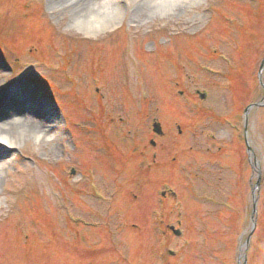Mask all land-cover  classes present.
<instances>
[{
	"label": "rangeland",
	"instance_id": "obj_1",
	"mask_svg": "<svg viewBox=\"0 0 264 264\" xmlns=\"http://www.w3.org/2000/svg\"><path fill=\"white\" fill-rule=\"evenodd\" d=\"M49 2L0 0V93L20 102L0 119L15 139L0 149V264H264V107L247 121L254 220L242 117L264 95V0L135 17L123 0L91 37Z\"/></svg>",
	"mask_w": 264,
	"mask_h": 264
},
{
	"label": "bare ground",
	"instance_id": "obj_2",
	"mask_svg": "<svg viewBox=\"0 0 264 264\" xmlns=\"http://www.w3.org/2000/svg\"><path fill=\"white\" fill-rule=\"evenodd\" d=\"M66 1L70 3L69 8L72 9L70 12V17H72L74 23L78 25L77 30L80 31V33H82L86 37H91L92 35L97 34L109 25L112 26L113 22L115 21H122V18L124 16L123 14L127 12L123 8L124 5L122 6L121 1L123 0H50L49 4L60 6L59 3H63V5H65L67 3ZM192 1L193 0H134L132 9L129 12L133 15V17H135L144 13V10H151L152 6L157 8H163L166 6L176 8L180 5H186L188 3H191ZM66 8L69 9L68 7ZM112 8L113 11L109 12L110 10H112ZM114 10L117 11L115 14L116 16H110L112 13H115ZM12 91H14V89H12ZM11 98L12 97L10 96L4 97L3 94L0 93V100L2 99L6 101L4 105L5 111H0V117H2L0 119H3V117L11 116L12 114L16 115L20 111L19 108H17L20 106V102L12 103L10 100L13 101V98ZM22 110L24 109L22 108ZM30 117L32 118L31 114ZM9 120L13 121V130L17 129L15 132L20 131L18 130L19 125H17V123H14V118H11ZM18 124L25 126L26 123L24 122V118L22 122L20 123L19 121ZM3 126H1L0 124V149H11L15 146V139L11 138L12 133H7L6 131H3ZM1 160H4V156L2 154H0V161Z\"/></svg>",
	"mask_w": 264,
	"mask_h": 264
},
{
	"label": "water",
	"instance_id": "obj_3",
	"mask_svg": "<svg viewBox=\"0 0 264 264\" xmlns=\"http://www.w3.org/2000/svg\"><path fill=\"white\" fill-rule=\"evenodd\" d=\"M263 66H264V59H263V61H262V65H261V69L263 68ZM261 71V70H260ZM259 74H260V72H259ZM262 103L260 102L259 104H255V105H252V106H250L248 109H250V108H252L253 106H260ZM247 109V110H248ZM247 110L245 111V113L247 112ZM255 205H256V199L253 197V210H252V214L254 215L255 214Z\"/></svg>",
	"mask_w": 264,
	"mask_h": 264
}]
</instances>
